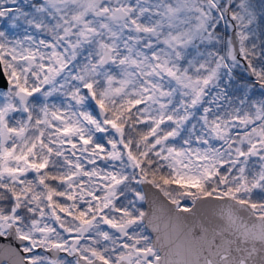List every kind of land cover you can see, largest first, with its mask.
Instances as JSON below:
<instances>
[{"label": "snow or ice", "instance_id": "snow-or-ice-1", "mask_svg": "<svg viewBox=\"0 0 264 264\" xmlns=\"http://www.w3.org/2000/svg\"><path fill=\"white\" fill-rule=\"evenodd\" d=\"M0 24V264H264V0Z\"/></svg>", "mask_w": 264, "mask_h": 264}, {"label": "rangeland", "instance_id": "rangeland-1", "mask_svg": "<svg viewBox=\"0 0 264 264\" xmlns=\"http://www.w3.org/2000/svg\"><path fill=\"white\" fill-rule=\"evenodd\" d=\"M0 27H6V25H2V24H0Z\"/></svg>", "mask_w": 264, "mask_h": 264}]
</instances>
